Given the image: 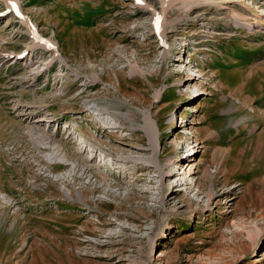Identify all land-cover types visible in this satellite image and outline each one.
<instances>
[{"label":"rangeland","instance_id":"obj_1","mask_svg":"<svg viewBox=\"0 0 264 264\" xmlns=\"http://www.w3.org/2000/svg\"><path fill=\"white\" fill-rule=\"evenodd\" d=\"M11 1L0 264H264V0Z\"/></svg>","mask_w":264,"mask_h":264},{"label":"bare ground","instance_id":"obj_2","mask_svg":"<svg viewBox=\"0 0 264 264\" xmlns=\"http://www.w3.org/2000/svg\"><path fill=\"white\" fill-rule=\"evenodd\" d=\"M4 2H6V1H4ZM10 2H12L11 0H10ZM7 4H8V2H7ZM6 4V5H7ZM10 5H13L12 3L10 4ZM10 5L8 6V8L10 7ZM32 35H34L35 37H38L36 34H34V33H32ZM43 40V39H42ZM43 48V47H42ZM48 48V47H47ZM26 70V69H25ZM27 71V70H26ZM29 72V71H28ZM195 76H191V77H189V78H187L186 80L187 81H189V82H191V81H193V80H195ZM22 81H24L23 79H22ZM22 83H24V82H22ZM21 107H24L23 105H20V104H18L15 108H16V110H19L20 111V109H21ZM28 110H30V111H27V113L25 112V114L27 115V119H29V117H30V115L32 114L31 113V109H28ZM21 115V114H20ZM25 115V116H26ZM169 118H170V121L169 122H175V120H176V116H175V114L173 113L172 115H170L169 116ZM26 121V120H25ZM47 121V119H45V118H43V117H41V118H39V119H36V120H34L33 122H35V123H43V122H46ZM38 128H39V126H25V130H26V135H34V134H36V132L38 131ZM81 144V143H80ZM188 146H191V151H193V155L192 156H194V155H196V153L198 152V149L200 148V146L199 145H197V144H194V143H190V145H188ZM184 151L183 152H185V154H187V157H185V158H182L181 160H178L177 162H176V164H178L179 165V167H178V172H179V169L181 168V166L183 167L184 166V162H185V159L187 160L190 156L188 155V153L187 152H189L190 150H187V149H184V147L182 148ZM84 151H87V150H84ZM88 153H89V156H87L85 159L87 160V162H90V161H94L95 159H97V155L93 152V153H91L90 151H88ZM118 158V157H117ZM116 157H115V162H125V159L123 158V157H121V158H118L117 159ZM117 159V160H116ZM177 165V166H178ZM168 167H169V169L170 168H172L173 167V162L172 163H169L168 164ZM185 167V166H184ZM186 167H189V165L187 164L186 165ZM88 168H90V166L88 167ZM178 172L177 171H166L164 174H163V176H162V179H163V181H164V183H168L167 181L168 180H171L172 179V177H174V176H172V175H174V174H178ZM263 179V178H262ZM183 184V183H182ZM181 183L180 184H178V183H176L175 185H173V188H172V191H170L171 193H169V195H168V197L165 199V201H164V205L165 206H169L172 202H171V199H170V195L171 194H173V192H175L174 190L176 189V187L177 186H180V185H182ZM165 185V184H164ZM135 189V188H134ZM57 235V234H56ZM37 237H40V235H39V233H37ZM40 238H42V237H40ZM45 238V237H44ZM43 238V239H44ZM57 238V237H56Z\"/></svg>","mask_w":264,"mask_h":264},{"label":"snow or ice","instance_id":"obj_3","mask_svg":"<svg viewBox=\"0 0 264 264\" xmlns=\"http://www.w3.org/2000/svg\"><path fill=\"white\" fill-rule=\"evenodd\" d=\"M13 7H15V6L13 5ZM0 15H2V13H0Z\"/></svg>","mask_w":264,"mask_h":264}]
</instances>
